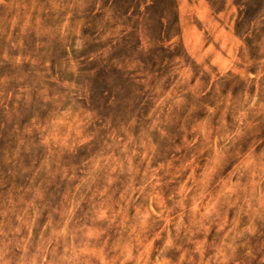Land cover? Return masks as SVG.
<instances>
[{
  "label": "clouds",
  "instance_id": "obj_1",
  "mask_svg": "<svg viewBox=\"0 0 264 264\" xmlns=\"http://www.w3.org/2000/svg\"><path fill=\"white\" fill-rule=\"evenodd\" d=\"M0 264H264V0H0Z\"/></svg>",
  "mask_w": 264,
  "mask_h": 264
}]
</instances>
